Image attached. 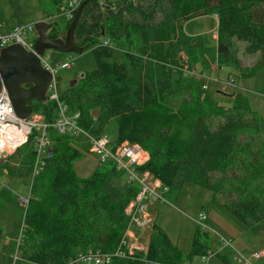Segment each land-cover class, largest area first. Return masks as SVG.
Listing matches in <instances>:
<instances>
[{"label":"trees","instance_id":"1","mask_svg":"<svg viewBox=\"0 0 264 264\" xmlns=\"http://www.w3.org/2000/svg\"><path fill=\"white\" fill-rule=\"evenodd\" d=\"M37 1L45 15L58 12L68 0ZM82 2L73 42L92 52L94 67L59 94L61 102L78 114L75 126L98 138L111 123L112 147L137 145L148 160L135 171L149 172L168 193L193 185L208 191L209 204L224 208L244 227L264 219V119L250 110L234 86L229 94L219 91L224 80L215 75L231 65L233 40L246 44L249 53L264 55V0ZM211 13L218 27L215 44L209 48L201 38L187 36L183 25ZM70 21H55L47 36L63 37ZM61 22L64 28L59 33ZM102 39L110 46H100ZM118 42L123 47L117 62L112 55ZM205 52L215 71L201 56ZM190 55H197V60ZM239 72L245 75L226 72L225 82L231 80L232 85L235 78H249L256 67ZM212 73L214 81H206ZM215 95L230 99V106L218 105ZM53 109L50 103L32 106L46 121ZM76 136L51 133L52 158L34 178L24 208L17 247L22 262L82 264L86 261L79 258L91 257L107 260L102 264H189L192 256L200 259L207 250L219 256L216 250L222 248L219 239L224 236L197 226L188 256L156 225L146 247L129 253L125 207L137 187L124 180V193L111 200L103 189L104 180L110 172H122L110 161L109 172L96 170L77 177L72 169L81 156ZM30 148V143L23 144L18 164L1 162L0 169L10 176L29 174Z\"/></svg>","mask_w":264,"mask_h":264},{"label":"rangeland","instance_id":"2","mask_svg":"<svg viewBox=\"0 0 264 264\" xmlns=\"http://www.w3.org/2000/svg\"><path fill=\"white\" fill-rule=\"evenodd\" d=\"M127 2H131L126 0ZM135 3L139 0H134ZM45 15H50L45 14ZM44 11L40 9L39 3L37 0H0V30L3 31L5 28H10L11 26L18 23H29L34 24L43 19ZM218 27V19L215 14H207L205 16H201L198 18L190 19L185 21L183 28L185 33L189 35V37L195 36L201 38L203 42L207 46H213L215 44L216 38V30ZM64 23L61 22L58 24L59 33L63 31ZM65 33V31H64ZM63 33V35H64ZM112 59L114 61H120L122 58V50L123 47L121 42H118L117 45H114ZM231 54L233 61L230 62V66L228 69L222 68L218 72L219 79L224 80L221 84L218 85V90L224 93H231L233 86L236 88L238 93H241L248 101L249 108L251 111L257 113L264 119V55L259 52L249 53L246 51V44L243 42L233 40L231 46ZM43 56L47 57V62L56 69L57 64L63 61H70L72 66L68 69H58L54 73L55 85L57 92L59 94L66 91L69 86V83L73 80L72 86L75 85L78 78L81 74L87 73L94 67V60L92 52L87 49L80 53L69 52V53H60L52 50H45L43 52ZM194 60L196 56L190 55ZM206 63L211 64V69L215 71L216 65L214 64L212 58H210L208 52L203 53L201 55ZM200 58V55H198ZM197 67H200V62L198 61ZM195 64V65H196ZM256 67V72L253 76L249 78H235V82L231 85V80H228L230 84H225V74L233 73L240 74V69L247 70L249 68ZM218 71V70H217ZM216 71V72H217ZM239 72V73H237ZM242 74V76H244ZM214 78L213 73L210 80ZM205 80H207L205 77ZM225 82V83H224ZM214 84V82L212 83ZM214 86V85H213ZM216 87V86H215ZM215 101L218 105L223 107H229L231 104L230 99L225 98L220 95H215ZM33 116H37L38 112ZM40 113V112H39ZM104 138H106L109 142L112 135L115 134V129L112 127V124L109 123L105 130ZM112 134V135H111ZM113 138V137H112ZM74 142L81 149V156L73 162L72 169L77 177L85 178L91 175L96 170H102L104 172H109L111 169V163L109 161H105V163L100 162V155L97 153H92L89 151V146H91V139L84 137L83 135H77L74 138ZM21 143V142H20ZM0 144V151H5V157L2 158V162L4 164H18L19 159V150L23 146H15L14 148L4 147L6 145ZM128 146L130 144H127ZM143 174V173H142ZM10 177H15V180H18L16 184H10ZM35 177L31 176V169L29 174L27 175H8L5 170L0 169V191H2L3 195H0V264H32L22 262L19 259L18 252V244L21 239L22 232V216L23 211L20 209V203L26 200V196H30V189ZM125 176L122 173L118 172H110L104 180L103 189L108 194L111 200H116L121 197L122 192L124 190ZM113 185V186H112ZM210 193L206 190L199 189L193 185H185L178 193H168L162 199L157 201L155 200H147L144 199V208L142 212L138 213V220L140 223L135 224V233L137 234L139 231L145 230L149 226L153 228V223L151 225L150 221V206L161 203L168 205L169 212L167 217L164 219V225L167 228L164 230L168 233L169 238L178 237V249L182 253L183 256H188L190 251V244L192 235L195 233L196 227L193 224L192 220L196 215V211L200 209H204L203 214L210 215L212 218V222L215 227H219V230H225L231 227L233 222L240 223L234 216H232L228 211H226L222 207H215L209 204ZM161 201V202H160ZM19 203V204H18ZM162 213V212H161ZM161 222L162 216L158 215L157 217ZM261 221V220H260ZM224 224V225H223ZM241 224V223H240ZM256 224V223H255ZM163 226V224H161ZM204 225L206 229L211 232L213 231L215 235H219L217 229L213 230L207 223ZM243 226V225H242ZM253 226V225H252ZM250 226V227H252ZM244 227V226H243ZM244 227V228H250ZM263 227V230L259 228ZM162 229V228H161ZM246 230V229H244ZM252 230H258L255 234L256 241L262 239L264 236V220L261 223H258L253 226ZM125 230V245L129 250L131 243L128 242ZM148 231V230H147ZM134 232V231H133ZM139 237V236H138ZM228 238V237H227ZM231 239V238H229ZM215 240V238H214ZM9 241V246L6 247L4 242ZM174 242V241H173ZM231 242V241H230ZM146 247V246H145ZM142 247V250L145 248ZM224 249L233 253L234 250L231 244H224ZM242 251V249H241ZM251 251V250H250ZM249 251V252H250ZM246 255L249 252H244ZM241 252V253H242ZM132 253V252H131ZM223 255V254H219ZM232 256V255H231ZM217 257H212L207 262L200 261L199 257L192 256L189 264H219L217 262ZM264 258V257H262ZM260 258V259H262ZM216 260V261H214ZM213 261V262H212ZM259 261V260H258ZM257 261V262H258ZM264 261V259H263ZM188 263V262H187ZM231 263V262H230ZM82 264H91V263H82ZM102 264V263H99ZM244 264V262L240 263Z\"/></svg>","mask_w":264,"mask_h":264},{"label":"built area","instance_id":"3","mask_svg":"<svg viewBox=\"0 0 264 264\" xmlns=\"http://www.w3.org/2000/svg\"><path fill=\"white\" fill-rule=\"evenodd\" d=\"M128 1L134 2V0ZM81 2L82 0H68L58 12L45 15L42 21L48 24H52L60 19L65 22L70 21ZM35 39L36 33L33 24L18 23L10 28H4L3 31L0 30V49L10 45H19L24 51L35 54L33 50ZM100 46H110V44L106 39H102L100 40ZM36 57L41 68L47 71L51 76L45 92V100L42 103L54 105L53 115L51 114L49 121H46L48 119H45L44 115L39 112L37 116H33L35 113H31V115L24 120L17 118L10 105L7 94L2 88L0 89V130L10 128L13 132L22 136L23 140L18 146L26 142L31 144L30 151L33 154V162L31 164L32 177H36L45 164L52 158V153L49 151L53 144L51 133L56 135L67 134L71 136L76 133V135H83L91 139L92 142L90 143L91 146H89V151L99 154L100 162H105L106 160L112 162L115 168L124 174L125 183L137 187V192L133 200L125 207V214L128 217L127 229L130 224L135 225L140 223L138 220V213L142 212L144 208V199L157 201L168 194L167 188L161 185L149 172L142 171L138 173L135 171L136 168L142 167L148 160V155L134 144L128 146L127 143H123L115 148H109V141L103 136L98 138L89 137L80 128L78 129L75 126V120L78 119V114L69 110L68 107L61 102L54 78L56 70L70 68L72 66L71 62H60L55 69L47 62V57L45 58L43 54L40 56L36 55ZM206 79L210 80L207 77ZM210 81H214V78ZM27 200L28 199L24 202H19L20 205L25 208ZM204 220V214L202 212H197L193 219V223L200 229L208 231L204 225ZM211 232L213 233V231ZM219 240L222 248H224V244L227 245L231 243L229 238L223 237ZM133 250L140 251L142 248L137 245L130 246L128 252L131 253ZM232 252V258L236 262H244V264H251L252 261L264 257V250L259 249L251 250L247 255L235 250ZM213 256L214 252L207 250L204 255L200 256V260L207 262ZM79 259L85 260L87 263L93 262L94 264L107 262V260L91 257Z\"/></svg>","mask_w":264,"mask_h":264},{"label":"water","instance_id":"4","mask_svg":"<svg viewBox=\"0 0 264 264\" xmlns=\"http://www.w3.org/2000/svg\"><path fill=\"white\" fill-rule=\"evenodd\" d=\"M81 2L72 18L63 37L50 39L47 31L52 24L39 21L33 24L36 39L33 43L35 54L24 51L19 45H10L0 49V89H4L9 99L15 116L19 119H27L32 108L28 105L31 100L44 102L45 92L50 82V74L43 70L37 60L45 50L60 53H80L83 48L77 47L73 42L74 27L77 22ZM75 80L69 83L72 86ZM29 85L27 88L24 86ZM5 157V151H0V163Z\"/></svg>","mask_w":264,"mask_h":264},{"label":"crops","instance_id":"5","mask_svg":"<svg viewBox=\"0 0 264 264\" xmlns=\"http://www.w3.org/2000/svg\"><path fill=\"white\" fill-rule=\"evenodd\" d=\"M183 31H184V28H183ZM184 33H185V31H184ZM185 34L187 36H189L187 33H185ZM193 37H195V36H193ZM208 47L210 48L211 46H208ZM218 72L219 71H217L215 73V75L217 77H219L218 76ZM13 179H16V178L15 177H10V179H9V183L12 184V185L13 184H16L18 182V180H15L14 181ZM123 187H124V190H125V185L124 184H123ZM124 190H123L122 194L124 193ZM0 195H3L2 194V191H0ZM27 195L28 196H26V199L29 198V192H28ZM19 207L23 211V215H24V207L21 206V205ZM169 209L170 208L168 207V205L161 204V203H157V204L151 205L150 206V212H149L150 213V221H151V225H152V223H153L152 226L156 225L157 228H159L165 234V236L168 238V240L171 243H173L176 246V248L178 249V239L179 238L178 237L169 238L168 233L164 230V228H167L166 225H164V224H165V222H168V220L165 221L164 219L167 217L168 212H169ZM158 215L162 216L161 222L157 218ZM263 220L264 219H262L258 223H261ZM22 222H23V216H22ZM206 223L213 230L216 228L220 235H222L224 237L231 238V243L230 244H231L232 248L235 251H239V252H242V251L249 252L250 250H258V249L259 250H264V236H263L262 239H259L258 241H256L255 234H256V232L258 230H252L253 226H255L257 223L254 224L250 228H244L242 226V224L234 221L232 223L233 225L231 227H229L228 229H225V230L220 231L219 230V227H215L214 226V224L212 222V218L210 217V215H208V213L206 214ZM161 224H163V226ZM21 227H22V225H21ZM135 229L136 228H135L134 224H130L128 226V229H127L128 231L126 232L127 240H128L129 243L132 244L130 246H136L137 245L140 248L145 247L146 246V243H147V241H148V239H149V237H150V235L152 233V228L149 226L148 228H146V233H145V230H142V231H139L137 234L135 233V231H136ZM244 229H246V230H244ZM259 229L260 230H263V227H260ZM208 240L210 242L212 241L209 238H208ZM4 244L6 245V247H8L10 245L9 244V241L4 242ZM211 245H214V244H211ZM241 249H242V251H241ZM216 251H220V253L223 254L221 256H216L217 258H215V259H217V262L219 264H240V263H238V262H236V261H234L232 259V257H231L232 254L228 250H226L224 248H221V249H217ZM263 259L264 258L259 259V261L258 260L252 261L251 264H264ZM214 261H216V260H214Z\"/></svg>","mask_w":264,"mask_h":264},{"label":"bare ground","instance_id":"6","mask_svg":"<svg viewBox=\"0 0 264 264\" xmlns=\"http://www.w3.org/2000/svg\"><path fill=\"white\" fill-rule=\"evenodd\" d=\"M225 84H230V82H227ZM86 135L89 136L88 134H86ZM89 137H91V136H89ZM22 140H23L22 136L18 135L16 132H13L10 128H6L5 130L4 129L0 130V144L6 145V146L3 145L4 147H7L9 149L14 148L18 144H20V142ZM108 147L109 148H115L116 146L112 147V142H109Z\"/></svg>","mask_w":264,"mask_h":264},{"label":"flooded vegetation","instance_id":"7","mask_svg":"<svg viewBox=\"0 0 264 264\" xmlns=\"http://www.w3.org/2000/svg\"><path fill=\"white\" fill-rule=\"evenodd\" d=\"M29 85H26V86H24L25 88H27ZM36 102H38V101H36V100H31L29 103H28V105L32 108V106H34V105H36ZM42 103V102H41ZM32 112H33V110H32Z\"/></svg>","mask_w":264,"mask_h":264}]
</instances>
